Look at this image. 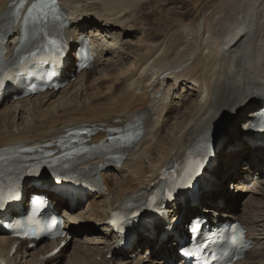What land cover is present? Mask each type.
<instances>
[{
	"label": "bare ground",
	"instance_id": "bare-ground-1",
	"mask_svg": "<svg viewBox=\"0 0 264 264\" xmlns=\"http://www.w3.org/2000/svg\"><path fill=\"white\" fill-rule=\"evenodd\" d=\"M15 1L0 0V16ZM163 1L172 0H62L71 17L69 38L78 31L90 32L99 41V60L93 70L81 73L60 93L6 100L4 104H12L0 111V157L17 147L59 149L78 130L86 131L83 138L88 146L104 144L117 133L138 131L136 143L121 152V165L108 164L101 157L85 164L106 168L104 194L89 196L74 208L55 197L58 206L69 211L72 223L68 234L89 236L86 241L96 246L85 248L86 242L77 239L65 264H132L128 256L134 250L123 261L115 253L108 258L116 248V237L108 225L110 213L144 199L164 170L172 168L194 146L221 134L207 188L194 205L193 199L188 200L179 213L187 223L200 208L209 213L214 208L226 214L224 217L242 222L253 249L237 264H264V182L256 190L245 187L252 184L253 174L263 172L264 140L250 143L244 130L253 114L262 109L264 98V0H209L195 16L190 8H183L184 12L173 9L156 23L163 29L152 36L138 13ZM174 15L178 16L176 21ZM137 32L142 33L140 40H126ZM101 35L116 43L103 49L97 37ZM18 39L15 28L9 39L12 50ZM120 50L129 55L122 73H117L114 61L108 59L106 69L98 74L104 54ZM234 181L237 190L232 194L226 184ZM80 207L85 211H78ZM241 209L244 213L239 215ZM79 223L101 227L77 230L74 227ZM165 226L164 219H143L135 233L143 243L140 251L151 247L154 255L165 253L164 260H174V251L168 248L172 239L162 237ZM59 244L32 249L21 244L11 257L13 239L0 235V256L9 264H62L68 244L57 256L45 258ZM147 264L164 263L152 260Z\"/></svg>",
	"mask_w": 264,
	"mask_h": 264
},
{
	"label": "snow or ice",
	"instance_id": "snow-or-ice-1",
	"mask_svg": "<svg viewBox=\"0 0 264 264\" xmlns=\"http://www.w3.org/2000/svg\"><path fill=\"white\" fill-rule=\"evenodd\" d=\"M28 3V0H18V3L13 4L9 7L7 16H10L12 19L7 24L6 31H10L15 22H18L20 19V11L24 9L25 5ZM62 14L58 8V0H36V2L32 3L31 6L27 10V15L24 17L23 28H22V36H21V46H25V41L28 43H33L36 41L38 36H43V40L46 41V44L43 42L33 43V47L35 50H30L29 55L32 57L37 56L38 52L41 50L44 51H55L57 54L63 51V45L60 43L59 34L56 37H51L50 33L46 30L48 26L55 22L60 21ZM30 32V38L28 37V33ZM12 63H15L13 61ZM5 67L10 68L11 65H5L2 60H0V72L3 71ZM13 78L11 76L0 75V88H4L6 86V80L11 81ZM71 135V133L69 134ZM139 133H128L125 136H121L118 139L121 141H132L134 140ZM63 143V142H61ZM207 148V145H205ZM21 151H28V149H21ZM3 159V157H0ZM203 157L200 161H194L193 163L196 167L192 170L193 175L198 174L199 170L203 167L202 163ZM37 177L40 176V173H35ZM38 182V181H37ZM171 198V194L169 195ZM18 199V189L14 185H10L8 187L7 192L4 190L2 186H0V210L5 208V205L12 200ZM156 198L153 197L152 201L149 202L147 206H151V204L155 203ZM40 201H33L32 213L35 215L37 206ZM132 216L139 215V212H133ZM32 217H28V221L25 222L23 220L18 221L15 225L20 229L18 232L19 235L25 238H31L37 235L39 231L38 225L31 223ZM115 224V220L112 221ZM228 235L225 237L226 244H230L231 248L234 250L237 258H239V252L241 249L247 248L249 245L243 240V231L237 225L231 226L229 229L225 230ZM215 243V241H213ZM202 247L207 248L208 245L204 244ZM182 253L184 255H192L193 253L188 250H183ZM228 257L227 264H232V258L229 254V250L225 247L221 253ZM215 255V253H213Z\"/></svg>",
	"mask_w": 264,
	"mask_h": 264
},
{
	"label": "rangeland",
	"instance_id": "rangeland-1",
	"mask_svg": "<svg viewBox=\"0 0 264 264\" xmlns=\"http://www.w3.org/2000/svg\"><path fill=\"white\" fill-rule=\"evenodd\" d=\"M207 1H209V0H172L170 3H168L167 1H163L162 2V5H159L158 6L156 4H153V5H151L152 6L151 8H150V6H147L145 9L140 10V12L138 13V16L141 17L140 18L141 20H145V23H147V26H148L147 27L148 30L146 31L147 34H151L152 36H155L157 32H159V31H161L163 29V27L157 26L156 23L159 22L160 20H165V18L168 16L167 15L168 12L173 11V9L175 11H178V12L179 11H183L184 12L185 9H183V8L186 7V8H190L192 10V16H195L197 14V12H198L197 10L201 9V7L204 6L205 3H207ZM150 11H151V14H152V12H155V14L154 15L153 14L151 15L149 13ZM143 16H145V17H143ZM177 18H178V16H176V15L173 16L174 21H176ZM148 23H150V24H148ZM148 31H150V32H148ZM141 35H142L141 32H137L131 38L126 39V40H128L129 42L135 43L137 40H140ZM97 37H100V36H97ZM101 37H103V36H101ZM159 38H160V36L157 37V39H159ZM102 43L107 48L109 46L108 43H114L115 44L116 42H112L111 39H110V36H107V37H103L102 38ZM101 46H102V44H101ZM103 49H105V48H103ZM120 51H122V52L116 53V54H112V55L110 54V55H107V56H105V54H104V57L105 58H104L103 61H101L100 65H99L100 69L98 67V74L101 73L100 71H103L104 69H106L107 63H105V60H108V59H110L112 62L114 61L113 63H115V65L117 66V73L118 72L122 73L121 70H124L127 67V64H129V63H127L129 61V59H128L129 58V55L128 54H125L126 52L123 51V50H120ZM102 64H104V65H102ZM93 75H95V74H93ZM94 77H96V76H94ZM57 97H55V99ZM46 106H49L48 105V101L46 102ZM4 108L5 107H3L1 109V112H2V110ZM172 121L173 120H171V122ZM235 182H230V183H228V185H226V189H228V191L230 189V193H233L234 190H237V188H233V185H235ZM110 184H111V182H110ZM236 194H238V193H236ZM212 204L214 205L215 202H213ZM78 211L83 212L85 210H83V208H81ZM248 212L249 211H246L245 213L247 214ZM243 213H244L243 212V209H241V210L238 211V214L239 215H242ZM92 225H94V227H96V228L101 227L100 224H97V223L91 224V225H87V226L85 224H83V223L82 224L79 223L78 229H80L81 227L82 228L84 227L85 229H88V228H91ZM97 235H99V233H97ZM77 239L80 242H86L84 244L85 245V248H88V247L89 248H96V246L94 245V243H91L90 242L91 244H93V245H91L90 243H88V241H86L87 239H90L89 236L82 235V236H79L77 238H73L72 239V242H70V244L68 245V247L65 250L64 259H63V263L62 264H65L66 261L68 260V258H70V256L74 252V248H75V244L74 243H75V241ZM28 259H29V257H28ZM100 260H101V257L98 258V261H100ZM134 263H135V261L132 264H134Z\"/></svg>",
	"mask_w": 264,
	"mask_h": 264
}]
</instances>
